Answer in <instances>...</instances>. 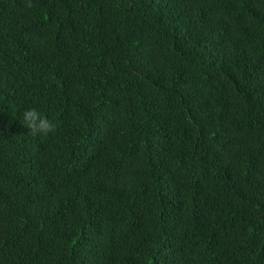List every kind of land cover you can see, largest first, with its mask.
<instances>
[{
    "label": "trees",
    "instance_id": "1",
    "mask_svg": "<svg viewBox=\"0 0 264 264\" xmlns=\"http://www.w3.org/2000/svg\"><path fill=\"white\" fill-rule=\"evenodd\" d=\"M0 264H264V0H0Z\"/></svg>",
    "mask_w": 264,
    "mask_h": 264
},
{
    "label": "clouds",
    "instance_id": "2",
    "mask_svg": "<svg viewBox=\"0 0 264 264\" xmlns=\"http://www.w3.org/2000/svg\"><path fill=\"white\" fill-rule=\"evenodd\" d=\"M22 124L33 134L46 135L52 132L56 125L53 121L36 107H28L22 112Z\"/></svg>",
    "mask_w": 264,
    "mask_h": 264
}]
</instances>
